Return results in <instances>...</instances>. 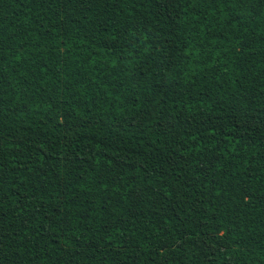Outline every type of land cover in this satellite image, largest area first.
<instances>
[{"label": "trees", "instance_id": "trees-1", "mask_svg": "<svg viewBox=\"0 0 264 264\" xmlns=\"http://www.w3.org/2000/svg\"><path fill=\"white\" fill-rule=\"evenodd\" d=\"M0 264H264V0H0Z\"/></svg>", "mask_w": 264, "mask_h": 264}]
</instances>
